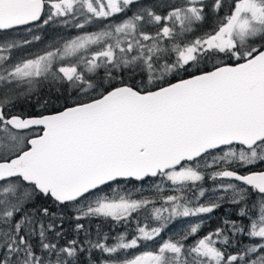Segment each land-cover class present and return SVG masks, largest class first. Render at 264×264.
I'll return each mask as SVG.
<instances>
[{"label": "snow or ice", "instance_id": "6c2138e0", "mask_svg": "<svg viewBox=\"0 0 264 264\" xmlns=\"http://www.w3.org/2000/svg\"><path fill=\"white\" fill-rule=\"evenodd\" d=\"M0 264H264V0H0Z\"/></svg>", "mask_w": 264, "mask_h": 264}, {"label": "trees", "instance_id": "16d2710c", "mask_svg": "<svg viewBox=\"0 0 264 264\" xmlns=\"http://www.w3.org/2000/svg\"><path fill=\"white\" fill-rule=\"evenodd\" d=\"M156 3H161V4H168V3H172V2H175V3H178L176 0H155ZM166 11L167 9L166 8H161L159 10L160 14L162 15H166ZM221 15H223V13H221ZM211 22V21H210ZM88 31H95V30H98L97 28L95 27H88L87 28ZM152 31H154L155 29H150ZM40 35H42L44 37L43 41L42 42H37L35 43L32 47H34V49H43L41 48V46H44L46 42H49L51 39H54L55 35L57 34H60V35H63V36H66V37H70V36H73V35H76L78 34L77 30L75 29H66V30H63L62 32H59V33H56L53 31V28L51 26H46L45 29L38 33ZM200 33L197 32L196 35H199ZM191 38H194V37H191ZM85 225L87 226V221H84ZM102 221L101 220H93L92 221V232H93V236H95V231H96V225L97 224H101ZM213 225H210L209 224H204V229H207L209 227H212V228H216L218 226H220L219 224L217 223H212ZM65 228L68 227V224L65 223L64 225ZM111 227V222L110 221H106V222H103V231L107 232L109 231V228ZM129 227L131 228H134V224H131L129 225ZM125 231L124 227L122 226H118L114 231L111 232V235L112 236H115L117 234V232H123ZM68 238H71V235H69ZM192 240L193 239H189V242L192 243ZM112 241H109V243H111ZM244 242H248L247 240H245ZM96 255H100L99 252L96 253Z\"/></svg>", "mask_w": 264, "mask_h": 264}, {"label": "flooded vegetation", "instance_id": "af4514ba", "mask_svg": "<svg viewBox=\"0 0 264 264\" xmlns=\"http://www.w3.org/2000/svg\"><path fill=\"white\" fill-rule=\"evenodd\" d=\"M131 14V13H129ZM131 186H133L132 184H130ZM141 184L139 182H135V185L134 186H140ZM145 185V188L149 187V182L148 181H145L144 183ZM143 186V185H141ZM203 186L205 188H212L213 187V184H212V181L211 180H208L206 179L204 182H203ZM166 194H173L171 192H168ZM189 195V197H191L192 193L189 192L187 193ZM145 195H149L148 192H145ZM158 206V205H157ZM243 206V205H241ZM239 212V207H234V206H231V205H228L227 203L223 204L219 209H216L214 210V212L212 214H210V216H205L204 219H205V226L206 224H209L210 225H213L212 223H217L219 225H221L222 223V220L225 218V213L228 214V217L229 219H232V220H238L242 223H245L247 224L249 221L247 218H240L237 213ZM181 227L180 223L178 222H173V225H171L168 229L167 232L164 233L165 236H167L169 233L173 232V228L175 229L176 227ZM207 227V226H206ZM213 229L215 228H212V227H209L207 229H202V231L200 232V235H204L205 233L209 232V231H212ZM191 239H195V238H191ZM188 243H190L188 241Z\"/></svg>", "mask_w": 264, "mask_h": 264}, {"label": "rangeland", "instance_id": "374dc122", "mask_svg": "<svg viewBox=\"0 0 264 264\" xmlns=\"http://www.w3.org/2000/svg\"><path fill=\"white\" fill-rule=\"evenodd\" d=\"M178 3L180 2V0H176ZM48 42H46L45 44H47ZM41 48H44V46H41ZM38 50H41V49H34V47H31V48H29V49H27V51H29V52H36V51H38ZM18 55L20 54V53H17ZM113 187H115V185H112ZM135 187H137V188H140V187H145V185H143V186H135ZM133 188V186H131L130 184L129 185H127V189L128 190H131ZM107 190V189H106ZM138 198V197H137ZM179 229V227L177 226L175 229L173 228V231H176V230H178ZM140 250H143V249H140ZM133 251H135V250H133Z\"/></svg>", "mask_w": 264, "mask_h": 264}]
</instances>
